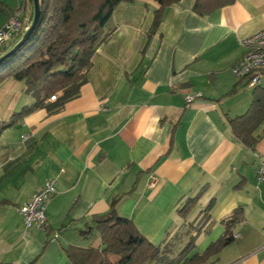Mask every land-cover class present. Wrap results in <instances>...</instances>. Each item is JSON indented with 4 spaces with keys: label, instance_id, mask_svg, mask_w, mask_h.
Returning a JSON list of instances; mask_svg holds the SVG:
<instances>
[{
    "label": "crops",
    "instance_id": "obj_1",
    "mask_svg": "<svg viewBox=\"0 0 264 264\" xmlns=\"http://www.w3.org/2000/svg\"><path fill=\"white\" fill-rule=\"evenodd\" d=\"M194 3L167 7L150 35L156 2L119 5L78 96L0 131V264H72L67 247L101 250L95 230L81 232L115 199L116 212L155 246L199 225L191 254L216 242L222 221L240 209L232 230L238 237L205 264H264V185L255 177L264 120L254 149L227 122L264 91L230 70L245 53L241 40L264 29V0H235L206 17L193 12ZM17 9L23 19L33 12L30 0H0V27ZM23 88L12 79L0 84V126L33 103ZM187 94L200 97L186 103ZM47 180L56 183L44 206L47 228L26 229L16 209ZM195 197L181 217L178 210Z\"/></svg>",
    "mask_w": 264,
    "mask_h": 264
},
{
    "label": "trees",
    "instance_id": "obj_2",
    "mask_svg": "<svg viewBox=\"0 0 264 264\" xmlns=\"http://www.w3.org/2000/svg\"><path fill=\"white\" fill-rule=\"evenodd\" d=\"M136 0H38L39 18L28 39L0 64V84L7 79L23 83L24 94L33 103L13 114L0 131L22 120L36 110L53 112L79 94L87 81L91 58L96 50L110 37L105 27L112 13L121 4H133ZM158 9L154 13L149 31L158 27L163 11L180 0H153ZM235 0H195L193 12L206 17L213 11L231 5ZM33 11V3L30 0ZM33 18V12H31ZM19 42V41H18ZM17 42V43H18ZM15 43L13 47L17 44ZM57 95L56 101L47 102ZM264 120V91H255L251 105L242 116L227 119L232 135L246 148L254 149L257 139L255 130ZM197 197L188 200L178 210L185 218L191 212ZM117 199L112 201L109 213L94 217L92 227L81 232L85 237L93 230L100 237L103 248L80 249L73 246L64 249L72 264H205L212 257L234 241L232 230L242 220L240 209L235 210L222 221L224 233L202 253L194 249L200 226L189 225L187 230L195 231L187 238L185 246L175 248L165 242L155 246L136 230L133 222L120 216L115 209ZM212 204L203 215L209 221Z\"/></svg>",
    "mask_w": 264,
    "mask_h": 264
},
{
    "label": "built area",
    "instance_id": "obj_3",
    "mask_svg": "<svg viewBox=\"0 0 264 264\" xmlns=\"http://www.w3.org/2000/svg\"><path fill=\"white\" fill-rule=\"evenodd\" d=\"M20 16L21 12L17 9L0 27V57L9 43L16 38H22L30 29L32 17L23 19ZM241 46L245 53L231 66L233 77L239 82H244L249 89L264 88V29L241 40ZM56 97L57 95L51 96L47 102H55ZM199 97L200 94H187L184 99L186 103H191ZM255 177L258 183L264 185V157L258 162ZM55 185V180H47L27 203L16 209L26 229L45 230L47 228L44 206L55 196ZM233 237L236 239L238 236Z\"/></svg>",
    "mask_w": 264,
    "mask_h": 264
},
{
    "label": "water",
    "instance_id": "obj_4",
    "mask_svg": "<svg viewBox=\"0 0 264 264\" xmlns=\"http://www.w3.org/2000/svg\"><path fill=\"white\" fill-rule=\"evenodd\" d=\"M33 3V18L30 29L22 36L21 40L7 53L0 57V64L3 63L13 52H15L30 36L34 30L38 18H39V2L38 0H32Z\"/></svg>",
    "mask_w": 264,
    "mask_h": 264
},
{
    "label": "rangeland",
    "instance_id": "obj_5",
    "mask_svg": "<svg viewBox=\"0 0 264 264\" xmlns=\"http://www.w3.org/2000/svg\"><path fill=\"white\" fill-rule=\"evenodd\" d=\"M194 233L195 231H192V230L188 231L186 228H183L179 233L176 234L174 241H172L171 239V241L169 242V245L172 244L173 246L172 245L170 246L174 247L175 248L174 252L177 253L185 246L187 242V238L189 237V234L192 235Z\"/></svg>",
    "mask_w": 264,
    "mask_h": 264
}]
</instances>
